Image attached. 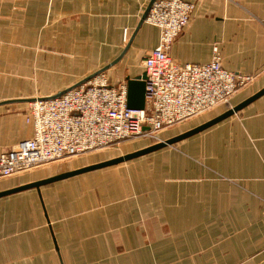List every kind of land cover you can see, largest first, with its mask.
I'll return each mask as SVG.
<instances>
[{"label": "crops", "instance_id": "1", "mask_svg": "<svg viewBox=\"0 0 264 264\" xmlns=\"http://www.w3.org/2000/svg\"><path fill=\"white\" fill-rule=\"evenodd\" d=\"M150 1L0 0V154L33 136L30 99L104 68L111 84L144 72L160 35L139 25ZM187 1L196 10L175 60L208 63L217 44L225 69L254 78L234 106L264 89V0ZM177 145L0 196V264H264V93ZM89 165L40 166L0 192Z\"/></svg>", "mask_w": 264, "mask_h": 264}, {"label": "built area", "instance_id": "2", "mask_svg": "<svg viewBox=\"0 0 264 264\" xmlns=\"http://www.w3.org/2000/svg\"><path fill=\"white\" fill-rule=\"evenodd\" d=\"M196 5L187 0H155L146 22L160 29L159 42L143 60L145 107H128L126 81L111 84L98 73L62 95L28 101L26 122L33 136L0 154V180L65 158L158 131L218 105L233 108L232 96L253 76L225 69L219 46L205 64H180L173 43L190 24ZM227 109V110H228Z\"/></svg>", "mask_w": 264, "mask_h": 264}, {"label": "water", "instance_id": "3", "mask_svg": "<svg viewBox=\"0 0 264 264\" xmlns=\"http://www.w3.org/2000/svg\"><path fill=\"white\" fill-rule=\"evenodd\" d=\"M154 1L155 0H151L150 1L145 13L142 16V19H141V22H140L139 25H141L145 21V19L147 17V14L149 12V9L151 8V5H152V3ZM126 50H127V48H125V50L122 52V54L119 56V58H117L115 61H113L112 64H110L109 66H112V65L116 64L117 62H119V60L124 56ZM105 69L106 68H104L99 73L103 72ZM90 78H92V76L89 77V79ZM145 79H146V73L145 72H142V74H140L138 76L128 77L127 78V85H128L127 102H128V107L129 108L143 109L145 107ZM87 80H84V81L80 82L79 84L68 88L67 90H69L71 88H74L76 86H79L82 83L86 82ZM67 90H64L62 92H59L58 94H55V95H52V96H49V97H52V98L58 97V96L62 95L63 93H65ZM263 93H264V89H262L260 92H258L254 96L248 98L244 102L240 103L239 105L234 106L231 109H228L227 111H225L223 114L217 116L216 118H214V119H212V120H210V121H208V122H206V123L194 128L192 130H189V131H187V132H185L183 134H180L178 136H174V137L168 138V139H166L164 141H160V142L155 143L153 145H150V146H148L146 148H143V149H140V150L125 154L123 156H119V157H116V158H113V159H110V160H106V161H102V162H99V163H95V164H92V165H89V166H85V167L80 168V169H76V170H72V171H68V172L59 174V175H56V176H53V177H50V178H47V179H44V180H40V181H37V182H33V183H30V184H27V185L19 186V187L10 189V190H6V191H3V192H0V196L8 195V194H11V193H15V192L22 191V190L29 189V188H33V187L39 188L41 185H45V184L54 182L56 180L69 178L71 176H75V175H78V174H81V173H85V172L93 171V170H96V169H101V168H105V167H108V166H112V165H116V164H119V163H123V162L129 161V160H132L134 158L149 154L151 152H154V151L159 150L161 148H164L166 146L173 145V144H175V143H177V142H179V141H181V140H183V139H185V138H187L189 136H192L193 134H196V133L202 131L203 129H205V128L213 125V124H216L217 122H219V121H221V120L233 115L234 113H237L244 106H246L247 104L252 102L254 99H256L258 96L262 95Z\"/></svg>", "mask_w": 264, "mask_h": 264}, {"label": "rangeland", "instance_id": "4", "mask_svg": "<svg viewBox=\"0 0 264 264\" xmlns=\"http://www.w3.org/2000/svg\"><path fill=\"white\" fill-rule=\"evenodd\" d=\"M195 10H196V8H195ZM149 11H150V9H149ZM145 22H146V19H145ZM146 23H148V22H146ZM148 24H150V23H148ZM159 32H160V29H159ZM249 85H251V83H249L247 86H245L243 88H240L232 96V98L230 100V103H231V105L233 107H234V104H233V101H232L233 98L241 90H243L244 88L248 87ZM221 106H223L224 109H228V107L225 106V105H218V106H216V107H214L212 109L206 110V111L198 114L197 116H194V117H192L190 119H187V120H185V121H183L181 123H178V124H175V125H172V126H169V127H165L164 129L158 131V134L156 135L155 138H151L149 136H144V135H139V136L132 137V138H126V139H123V140L113 144V145H109V146H106V147H103V148H100V149L92 150V151H89V152H86V153H83V154H79V155H76V156L65 158V159H63L61 161H58V162H64V164H65L64 167L65 168H71V167L73 168V166H71L73 164H75V166H77V165H89V164H93V163L95 164V163L100 162V161H106V160H110V159H113V158H116V157H119V156H123L125 154H128V153H131V152L146 148V147H148L150 145H153V144L158 143L160 141H164V140H166L168 138L174 137L175 135L184 132L185 130H183V129L185 128V126L187 127V125H185V124H187V123L189 124L190 122H193V121L197 120L198 118H200V117H202V116H204V115H206V114H208L210 112H213V111L217 110ZM169 147H171L170 148L171 150H177L179 146L177 145V143H175L173 145H169ZM137 158H139V157H137ZM144 158L146 160H148V159L150 160L152 158H158V156L152 155V156H149V157L141 158L142 160H144L143 163H142V164H144L143 165L144 168L148 169L150 167V170H151L153 168V166H150V165H153V163H151V161L146 162ZM126 162H128V161H126ZM131 162H133V161H131ZM131 162L130 163L123 162V163H120L119 166L121 168H127L129 166V164H132V165L136 164V163H131ZM139 164H141V163H139ZM75 166H74V168H75ZM76 168H78V167H76Z\"/></svg>", "mask_w": 264, "mask_h": 264}]
</instances>
